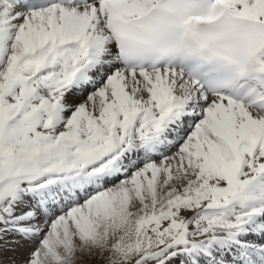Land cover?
<instances>
[{"label": "snow or ice", "instance_id": "obj_1", "mask_svg": "<svg viewBox=\"0 0 264 264\" xmlns=\"http://www.w3.org/2000/svg\"><path fill=\"white\" fill-rule=\"evenodd\" d=\"M0 264H264V0H0Z\"/></svg>", "mask_w": 264, "mask_h": 264}]
</instances>
